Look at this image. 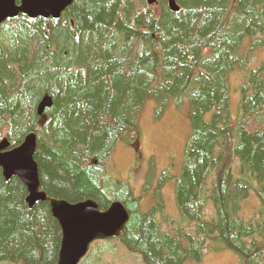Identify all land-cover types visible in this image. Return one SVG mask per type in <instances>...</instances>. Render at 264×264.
<instances>
[{"label": "trees", "instance_id": "16d2710c", "mask_svg": "<svg viewBox=\"0 0 264 264\" xmlns=\"http://www.w3.org/2000/svg\"><path fill=\"white\" fill-rule=\"evenodd\" d=\"M176 1L178 12L168 0H78L59 20L20 15L0 26V143L14 148L37 134L50 199H92L101 211L121 202L129 211L121 237L95 242L80 264H107L111 241L143 264L200 262L209 245L264 264V0ZM236 80L242 97L232 122ZM46 95L53 107L39 116ZM185 97L192 132L175 197L193 229L164 232L156 218L168 221L163 198L143 212L109 160L119 142L138 143L149 99L163 115ZM252 195L259 208L248 220L241 212ZM27 197L24 183L0 169V264H57L61 226L49 202L30 208Z\"/></svg>", "mask_w": 264, "mask_h": 264}, {"label": "rangeland", "instance_id": "374dc122", "mask_svg": "<svg viewBox=\"0 0 264 264\" xmlns=\"http://www.w3.org/2000/svg\"><path fill=\"white\" fill-rule=\"evenodd\" d=\"M256 65L257 62L252 61L249 68ZM233 84L230 116L232 122H235L242 96L241 89L234 88L238 85L237 80L233 81ZM191 112V103L187 97L180 107L170 102L163 115H159L157 100L149 99L139 118L138 143L134 146L133 136L132 139L129 137L119 142L109 160L110 174L134 187L135 194L141 197L143 212L149 213L157 203H161L160 197L163 198L168 221L164 219L163 213H158L156 218L162 224L164 232L176 231L179 226L186 227L187 230L193 229L192 224L183 221L175 197L176 184L182 174L186 144L192 132ZM207 118H210V114ZM258 208V200L252 195L244 205L241 217L249 220L258 213ZM210 213L211 211L209 215ZM110 246L114 251L107 255L105 260L107 264H121L117 258L122 255L127 258L124 264H143L138 254L129 252L119 241H111ZM186 264H242V262L237 254L229 250L216 251L209 245L200 262L190 260Z\"/></svg>", "mask_w": 264, "mask_h": 264}, {"label": "water", "instance_id": "95a60500", "mask_svg": "<svg viewBox=\"0 0 264 264\" xmlns=\"http://www.w3.org/2000/svg\"><path fill=\"white\" fill-rule=\"evenodd\" d=\"M78 0H0V26L8 20L26 16L30 20H59L62 14ZM155 5L157 0H147ZM172 12L180 10L176 0H168ZM53 98L46 95L38 107V115L43 116L53 107ZM38 150V136L31 133L24 142L12 148L7 138L0 143V169L9 181L19 178L28 190L26 199L30 208L38 202H49L53 217L62 229V244L57 264H80L96 241L119 238L125 231L130 214L121 202H114L108 210L101 211L92 199L77 204L64 200L50 199L41 190L39 168L35 161Z\"/></svg>", "mask_w": 264, "mask_h": 264}, {"label": "bare ground", "instance_id": "6f19581e", "mask_svg": "<svg viewBox=\"0 0 264 264\" xmlns=\"http://www.w3.org/2000/svg\"><path fill=\"white\" fill-rule=\"evenodd\" d=\"M40 105V104H39ZM39 105H38V107H39ZM37 111H38V109H37Z\"/></svg>", "mask_w": 264, "mask_h": 264}]
</instances>
